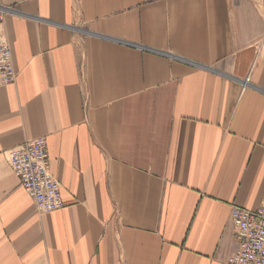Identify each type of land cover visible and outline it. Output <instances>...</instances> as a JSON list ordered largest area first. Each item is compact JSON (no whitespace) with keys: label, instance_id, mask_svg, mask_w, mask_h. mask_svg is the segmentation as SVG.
Here are the masks:
<instances>
[{"label":"crops","instance_id":"crops-1","mask_svg":"<svg viewBox=\"0 0 264 264\" xmlns=\"http://www.w3.org/2000/svg\"><path fill=\"white\" fill-rule=\"evenodd\" d=\"M0 5V264H224L230 203L264 206V0ZM38 136L45 214L3 154Z\"/></svg>","mask_w":264,"mask_h":264},{"label":"built area","instance_id":"built-area-1","mask_svg":"<svg viewBox=\"0 0 264 264\" xmlns=\"http://www.w3.org/2000/svg\"><path fill=\"white\" fill-rule=\"evenodd\" d=\"M6 11L16 10L0 5V86L13 84L17 75L3 21ZM3 154L19 186L32 198L39 214L64 207L61 184L49 170L45 136L27 139L4 150ZM229 207L228 224L233 228L236 246L225 253L224 264H264V206L249 210L231 202Z\"/></svg>","mask_w":264,"mask_h":264}]
</instances>
